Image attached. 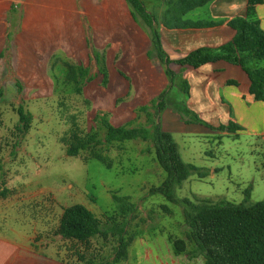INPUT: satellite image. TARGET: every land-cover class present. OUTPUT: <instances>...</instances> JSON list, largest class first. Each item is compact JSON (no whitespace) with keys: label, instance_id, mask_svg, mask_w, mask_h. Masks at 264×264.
<instances>
[{"label":"crops","instance_id":"crops-1","mask_svg":"<svg viewBox=\"0 0 264 264\" xmlns=\"http://www.w3.org/2000/svg\"><path fill=\"white\" fill-rule=\"evenodd\" d=\"M246 4L247 0H211L184 14L186 20L212 22L202 27H166L160 21L165 0H157L149 8L144 5L156 15L164 52L170 60H175L197 47L214 48L230 40L234 30L228 21L244 15ZM255 11L264 30V0L255 6ZM150 51L148 28L133 17L127 0H0V102L16 95L23 98L26 103L23 108L28 113V93L31 98L41 100L55 96L72 100L78 96L85 107L84 116L92 112L86 131L100 132L98 140L106 133L101 118L114 126L138 125L141 116H146L140 108L150 105L167 87L165 64L156 52L150 55ZM245 65L264 67V60L248 59ZM169 67L187 80L189 89L187 93L176 86L169 89L167 105L156 115L161 127L174 140L175 133L179 134L185 151L192 149L190 136L211 138L219 147L225 135L236 141L244 136L249 153L258 157L253 167L264 180V98H253L246 72L224 60L197 68L170 62ZM75 86L79 93L72 91ZM183 107L189 110L186 119L195 114L212 128L184 121L178 110ZM148 112L153 114L154 109L149 108ZM73 120L69 122L73 124L72 131L80 132L81 128ZM228 122L238 128L235 131L217 129L218 125ZM14 129L17 131V124ZM205 153L212 155L208 150ZM239 161L233 157L234 164ZM213 166L212 176L226 167L227 173L232 174L227 161ZM1 170L0 164V175ZM32 180L28 176H13L7 182L6 176H0V203L8 207L18 205L23 199L27 214L31 215L23 219L22 214H13L16 219H22L19 224L9 226L7 232L0 231V264H95L110 260L115 237L110 233L85 238L64 235L60 221L65 207L54 223L49 218V207L29 204L28 185L34 184ZM251 188L249 184L244 190L249 194ZM151 198H156L151 209L163 203L175 215L179 214V206L159 194L146 200ZM83 199L74 203L83 204L99 222L109 224L100 218L108 212L95 208L89 193ZM168 218L161 214L157 222L136 233L129 239L127 258L112 264H205L201 255L189 258L185 251L175 247L174 241L180 233L178 225ZM106 235L111 238L110 243L105 241Z\"/></svg>","mask_w":264,"mask_h":264},{"label":"rangeland","instance_id":"rangeland-1","mask_svg":"<svg viewBox=\"0 0 264 264\" xmlns=\"http://www.w3.org/2000/svg\"><path fill=\"white\" fill-rule=\"evenodd\" d=\"M143 1L148 8L157 4V0ZM76 88L77 86L72 91L79 93ZM74 98L62 100L55 96L41 100L31 98L28 93L30 123L28 131L23 133L14 129L18 122L16 107L19 104L26 105L23 98L8 96V99L0 102V176H6L7 182L13 176L32 178L35 182L32 180L34 184L30 187L28 185V202L34 207H49V218L54 223L63 207L84 200L89 193L94 207L108 212L107 215L101 214L100 218L109 223H121L129 206L136 203L137 209L133 212L127 229L129 233H134L145 228L151 221L147 218V210L155 204L156 198L149 201H139L138 198L149 186L159 184L165 176L147 137L146 130L151 125L146 116L142 115L138 123L142 130L136 138L98 143L101 133L96 130L86 131L91 124L92 112L84 116L82 100L78 96ZM71 117L78 123L80 132L72 131L73 124L69 123ZM174 136L182 159L195 164L206 173L199 178L196 172H192L176 189L178 197H188L191 200L218 197L219 199L212 201L234 202H242L247 198L246 203L264 198V180L260 179L253 167V162L258 161V157L251 156L244 136L236 141L225 135L221 138L223 144L220 147L211 138L206 140L203 136H190L193 146L188 151L182 148L179 134L175 133ZM81 144L85 147L78 148L75 153L67 152L69 147ZM207 150L212 155L205 153ZM233 157L240 159L238 164L233 163ZM226 161L231 164L232 174L227 173L226 167L212 176L210 168ZM248 161L251 164H243ZM251 179L254 181L247 182ZM249 184L252 188L245 197L244 189ZM36 185L48 191H42ZM26 208L23 199L19 200L18 205L8 207L5 203H0V231L7 232L9 226L19 224L22 219H16L13 214H22L23 219L26 216L31 218ZM169 209L171 213L166 216L169 221L178 225L180 233L181 210L179 208V214L175 215V211L170 207ZM24 224L27 225L28 222ZM105 241L110 243L111 238L106 235Z\"/></svg>","mask_w":264,"mask_h":264},{"label":"trees","instance_id":"trees-1","mask_svg":"<svg viewBox=\"0 0 264 264\" xmlns=\"http://www.w3.org/2000/svg\"><path fill=\"white\" fill-rule=\"evenodd\" d=\"M130 4L132 15L148 28L150 37V55L156 52L158 58L165 64L164 73L168 78L167 87L152 101L150 105L140 108L146 112L147 121L151 125L147 137L153 149L156 161L165 173L163 180L157 185H151L138 200L143 201L150 195L159 194L167 202L179 206L182 224L180 237L174 241L179 251H185L187 257L201 255L205 264H264V199L255 203L232 202L228 200H191L188 197H178L176 189L192 173L203 176L201 168L182 160L177 144L167 130H164L156 115L167 105V94L172 86L181 92L187 93L189 85L174 72L169 63L188 65L197 68L205 63L224 60L239 65L248 75L250 84L249 92L256 100L264 98V67L250 68L245 65L248 59L264 60V30L260 27L256 17L255 6L263 0H247L244 15H237L228 21L234 30L233 36L217 47H197L184 56L170 60L164 52L160 33L157 29L156 15L148 10L143 0H127ZM211 0H165V9L160 21L166 27H202L212 22L191 21L184 19L188 11L202 6ZM149 55V54H148ZM20 87V86H18ZM154 109L153 114L148 109ZM182 119L211 127L195 114L185 118L189 110L185 107L178 108ZM18 115L17 131L23 133L30 123V114L24 111L22 104L16 108ZM106 133L97 140L98 143L133 139L139 135L142 127L127 123L114 126L105 118H101ZM212 128V127H211ZM235 131L238 126L232 122L218 125L217 129ZM84 144L69 147L68 153H75ZM248 191L245 190V197ZM137 209V204L129 206L128 212L121 223L102 224L94 215L80 203L65 207L61 216V229L64 235L76 238L91 237L98 233L112 234L114 246L111 259L95 264H112L127 258L129 239L136 233H129L128 226L132 214ZM171 210L167 204L160 203L155 208L147 210V218L151 219L146 226L157 222L161 214H169Z\"/></svg>","mask_w":264,"mask_h":264}]
</instances>
